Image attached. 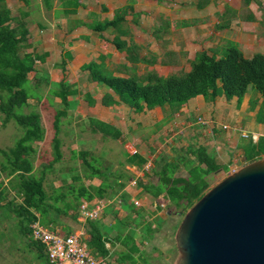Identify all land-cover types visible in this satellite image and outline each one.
Masks as SVG:
<instances>
[{
    "label": "crops",
    "instance_id": "0c3cea01",
    "mask_svg": "<svg viewBox=\"0 0 264 264\" xmlns=\"http://www.w3.org/2000/svg\"><path fill=\"white\" fill-rule=\"evenodd\" d=\"M67 1L52 0V7L48 9L44 0H6L14 19L11 25L23 27L28 32V47L24 48V51L41 58L36 60L35 71L30 73L29 79L42 91L43 97L38 99L42 106L47 104L50 108L56 107V110L63 108L61 99L51 95V84L66 81L74 90H78V95L84 94L87 104L85 107L79 96L70 97L69 100H76L77 105L69 112H80L79 108H82L87 113L86 118H95L116 127L121 132L118 140L122 141L124 147L132 148L131 150H135L147 162L153 158V166L162 158H165L163 164H180V171L184 170L187 176L179 175L180 171L177 176L188 177L182 163L183 156H187L191 148L199 146L205 147L218 164L228 168L227 171H233V167L239 164H249L245 158L248 145L264 140V123L258 121L262 97L258 92L251 90V87L243 98L227 99L222 89L214 100H208L202 95L197 96L174 114L169 105L136 112L131 106L119 102V97L111 89L91 81L89 72L82 70L85 65L95 61L114 76L128 77L135 70L139 75L157 72L160 76L167 77L189 72L191 61L197 52L206 50L213 54L212 50L222 43L210 48V39H206L202 43L205 45L198 50L195 30L194 35L179 32L184 23L192 22L183 17L173 18L159 0H76L79 7L75 14L69 16L65 15L67 8L64 4ZM130 2H133V14L127 17L125 25L132 36L124 37V40L128 45L133 44L138 48L136 57L140 61L136 63L135 68L129 62L127 53L119 51L113 44V28L102 33L93 29L98 21L112 20L115 11L128 6ZM190 27L188 25L186 28ZM232 40L238 41L239 47L241 46V50L246 54L242 42L238 39ZM258 52L260 51L256 53ZM186 62L187 67H184ZM108 94H112L118 103L104 105V97ZM199 118H204L207 124H198ZM224 125L229 126V129L225 130ZM243 133L257 135L258 139L254 141L244 138ZM100 136L103 135L100 133ZM169 138L172 139L167 144ZM7 149L0 148V162L3 160L2 151ZM126 154V159L133 155ZM124 166L130 179L123 192L112 199H105L109 205L101 212L99 218L86 219L80 211L52 212L51 222L43 226L62 236H78L90 254L105 259L110 264L142 262L141 259L137 262L132 255L126 253L130 250V243L123 242L121 237L125 238L133 232L134 242L141 244V240L148 242V236L154 242V248L158 249V240L160 236L165 235L166 244H172L174 250L163 252L162 264H177L180 254L174 238L182 221L181 212H174V208L164 209L161 205L166 203L163 196L157 201L144 190L143 185H148L150 181L158 182L159 178L154 171L147 173L143 171L144 167L127 164ZM6 180L8 182L6 175L0 172V182ZM134 181L136 185L132 184ZM100 183L101 180L97 186ZM98 200L101 199L92 202ZM135 202L139 204L136 205ZM13 213L19 218L17 212ZM159 221H162L164 226H160ZM2 227L6 232L7 225L3 223ZM6 245L7 242L2 247L5 248ZM140 247L142 248L143 244ZM27 248L30 253L36 255L35 258H29L27 264H35L41 257L45 259L44 264H49L43 245L34 243L30 238ZM137 256L142 258V255ZM154 263L159 264L157 260H154Z\"/></svg>",
    "mask_w": 264,
    "mask_h": 264
},
{
    "label": "trees",
    "instance_id": "16d2710c",
    "mask_svg": "<svg viewBox=\"0 0 264 264\" xmlns=\"http://www.w3.org/2000/svg\"><path fill=\"white\" fill-rule=\"evenodd\" d=\"M46 7L51 9L52 0H44ZM253 0H244L249 7ZM210 0H201L199 8L208 5ZM65 15L75 14L79 5L76 0H68L65 4ZM70 8H73L72 10ZM133 2L128 6L118 9L112 20L96 22L94 31L102 33L110 28L115 31L113 44L119 51H125L128 60L135 68L140 60L136 57L137 46L124 40L131 38V32L126 28L127 17L133 14ZM237 10L227 7L223 17L236 14ZM135 17V16H134ZM247 21H255L253 14L247 16ZM14 21L11 10L6 5V0H0V113L3 115L2 126L11 121L23 129V136L7 150L2 151L3 160L0 162V172L6 175L9 186L0 182V208L7 193L12 190L21 198L19 203L9 201L7 204L13 212H17L21 223L22 232L31 238V225L40 222L47 226L51 220L52 212H79L82 200L112 199L123 192L130 175L123 169L112 171L111 167L100 168L87 159L88 151L75 152V157L80 158L83 165L84 176L79 171L72 174L73 182L80 185L67 183L69 175H63V186L56 193L49 194L45 188L46 174L56 163L63 160L60 138L62 119L68 116L69 110L74 109L77 101L75 98L78 90H74L66 81L51 84V95L61 99L63 108L56 111L53 127L54 159L44 165L40 175H37L35 160L38 145L45 140L46 128L42 115L39 112H20L29 106L30 98L42 99V95L32 93L36 88L31 87L29 75L35 71L36 60L41 58L24 51L27 46L28 32L23 27H13ZM188 26L187 23L183 24ZM229 27V20L219 25L218 29ZM131 40V39H130ZM89 72L90 80L111 89L119 97V102L131 106L136 112L144 109H154L169 105L172 113L179 111L185 104L197 96H204L214 100L222 89L227 99L234 97L243 98L250 87L262 97V105L258 113V121L264 123V53H255L247 57L238 44L232 43L223 57L211 54L206 50L197 52L191 61V70L182 74H173L167 77L160 76L157 72H148L139 75L137 72L128 77L114 76L103 66L95 61L82 68ZM47 79V78H46ZM48 81V80H47ZM39 89V88H37ZM93 103V101H92ZM104 105L111 106L118 103L112 94L104 97ZM89 122L94 133H101L104 138L118 140L121 132L111 124L104 123L95 118ZM245 158L247 163L262 159L264 154V140L251 142L247 147ZM192 155L194 159H191ZM165 158L158 159L151 169L159 178L157 183L149 182L144 190L151 194L157 201L164 197V201L175 210L187 211L192 208L206 192L211 189L210 178L219 171L228 168L218 164L216 159L207 153L205 147L191 148L187 156H183L182 163L188 172V177L177 176L180 164L165 163ZM146 159L139 154L129 156L124 164L144 167ZM123 164V165H124ZM150 171V172H151ZM148 173V172H147ZM113 180L110 181V178ZM98 178L100 185L87 186L83 179ZM124 198V197H122ZM134 206V205H133ZM77 216V214H75ZM31 241L32 238H31ZM34 243H37L33 241ZM39 244V243H37Z\"/></svg>",
    "mask_w": 264,
    "mask_h": 264
},
{
    "label": "rangeland",
    "instance_id": "374dc122",
    "mask_svg": "<svg viewBox=\"0 0 264 264\" xmlns=\"http://www.w3.org/2000/svg\"><path fill=\"white\" fill-rule=\"evenodd\" d=\"M159 1L165 6L167 13L173 18L183 17L185 20L192 22L188 24L191 26L190 28H186L188 26L182 25L179 32L194 35L195 30V39L197 40L196 46L198 50L202 49V46L205 45L202 44L204 40L210 39V48L217 47V45H221L222 43L221 46L213 49L212 53L217 54L218 57H223L226 55L228 47L232 43L240 45L238 41L232 40L233 38L242 42L248 57H251L257 51L264 53V0H253L249 7L245 6L244 0H210V3L203 8H199L201 0ZM227 7L237 10V13L227 16V18L223 17L222 14ZM249 14L254 15L255 21H247L246 18ZM226 20H229V27L218 29V26L224 24ZM193 55L194 52L191 53V57H193ZM184 67H187V62L184 64ZM30 85L36 88L32 93L40 96L42 91L37 89L33 81H30ZM251 90L257 92L254 87H251ZM78 96L86 107L87 104L84 101V94L81 93V95H77L76 97L78 98ZM88 99L90 100L91 98L88 97ZM56 111V107L50 108L47 104L46 106H42L40 101L38 102V98L33 97L30 98L29 106L20 110V112L23 113L39 112L42 114L43 124L46 128L47 137L45 141L39 143V149L36 155L37 175H40L44 165H48L54 159L52 140L55 135L53 122ZM79 111L80 112L76 110L70 111L68 116L62 119L61 133L59 136L62 140L61 150L63 153V160L56 163L52 169L47 171L45 188L49 194L56 193L55 190L64 185L62 181L63 175H69L67 179L68 184L75 183L77 186L80 185L81 182H73L71 176L77 171H79L81 176H84L82 161L80 158L75 157V152L88 151L89 155L87 159L94 163L96 167L106 168L109 166L114 172L125 169V166L121 165V163L126 160L125 154L131 153L132 148H128V146L125 148L122 141L114 140L109 137H101L100 133L95 134L92 131L89 119L86 118L87 113L82 108H79ZM2 118L3 115L0 113V148H9L23 136L24 131L13 121L6 126H2ZM243 166L239 164L233 167V171L232 169L225 172L221 170L215 175H212L210 178L211 188L215 187L228 175L232 174L235 171L234 169L238 170ZM179 175L187 176V173L181 170ZM111 180H113V177L110 178V181ZM83 182L87 186H97L100 179H83ZM4 183L9 186V181L7 182L6 180ZM9 201L19 203L21 198H19L14 191L10 190L5 200L2 201L3 205L0 208V212H2V217L0 218V264H27L26 262L28 259L35 258L36 255L30 253L27 248L29 239L22 233L23 224L9 208L7 204ZM164 204V209L173 210V207H170L167 203ZM152 205L153 203H151V208L153 207ZM189 210L190 209L182 211L180 209H174V212H181V220H183V217ZM3 223L7 225L6 232L5 228L2 227ZM159 224L160 226H164L162 221H159ZM164 236L165 235L160 236L158 240V249L154 248V242H152L151 238L148 236L146 237L148 242L144 243L143 240H141L142 242L140 241L141 244H143L142 248L139 242H134L135 233L133 232L129 233L125 238H121L123 242L130 243V250L128 249L126 253L132 255L131 257H134L137 262H139L138 260L140 259L142 260L139 264H155L154 260L162 264L163 260L161 258H163V252L174 250L172 244H166L167 240H164ZM5 242H7V245L3 248L2 246ZM137 255H142V258H139ZM44 262V257H41L35 264H44Z\"/></svg>",
    "mask_w": 264,
    "mask_h": 264
},
{
    "label": "water",
    "instance_id": "95a60500",
    "mask_svg": "<svg viewBox=\"0 0 264 264\" xmlns=\"http://www.w3.org/2000/svg\"><path fill=\"white\" fill-rule=\"evenodd\" d=\"M175 241L177 264H264V159L206 192L183 217Z\"/></svg>",
    "mask_w": 264,
    "mask_h": 264
},
{
    "label": "built area",
    "instance_id": "2783aa9c",
    "mask_svg": "<svg viewBox=\"0 0 264 264\" xmlns=\"http://www.w3.org/2000/svg\"><path fill=\"white\" fill-rule=\"evenodd\" d=\"M198 124L206 125L204 118L198 119ZM223 128L229 129L224 125ZM244 138H250L254 141L258 139L257 135L242 134ZM169 138L167 144L171 142ZM161 148V147H160ZM131 154H137L131 150ZM153 168V158H150L144 165L143 171L150 172ZM236 171V170H235ZM234 171V172H235ZM136 185V181L132 183ZM138 205V202H135ZM109 205L107 200H98L96 202L82 200L80 212L86 219H97L101 212ZM164 207V204H161ZM33 241L44 246L49 264H110L105 259H99L89 253L87 246L80 242L76 235L62 236L58 232L51 231L44 227L39 221L31 225Z\"/></svg>",
    "mask_w": 264,
    "mask_h": 264
}]
</instances>
